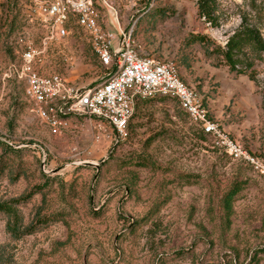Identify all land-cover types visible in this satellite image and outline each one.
Listing matches in <instances>:
<instances>
[{"label":"rangeland","instance_id":"obj_1","mask_svg":"<svg viewBox=\"0 0 264 264\" xmlns=\"http://www.w3.org/2000/svg\"><path fill=\"white\" fill-rule=\"evenodd\" d=\"M115 2L141 52L175 63L220 127L264 161V53L246 48L238 73L219 50L244 23L264 38V0ZM28 8L0 0V202L20 199L17 235L0 212V264H264V175L218 148L176 99L138 103L121 137L88 116L57 132L38 119L4 76L22 34H36ZM50 66L78 88L110 72L78 34Z\"/></svg>","mask_w":264,"mask_h":264},{"label":"built area","instance_id":"obj_2","mask_svg":"<svg viewBox=\"0 0 264 264\" xmlns=\"http://www.w3.org/2000/svg\"><path fill=\"white\" fill-rule=\"evenodd\" d=\"M27 18L36 34H22L18 58L4 76L22 84L32 112L54 132L74 117L88 116L125 136L138 103L172 98L218 148L264 175V161L220 127L197 91L183 81L176 64L141 52L133 26L127 30L121 25L115 0H29ZM74 34L85 38L110 70L91 87L70 85L50 66L55 49Z\"/></svg>","mask_w":264,"mask_h":264},{"label":"trees","instance_id":"obj_3","mask_svg":"<svg viewBox=\"0 0 264 264\" xmlns=\"http://www.w3.org/2000/svg\"><path fill=\"white\" fill-rule=\"evenodd\" d=\"M200 13L203 16L209 17L208 13L204 9V5H200ZM209 20H212L209 17ZM205 35H192V40H206ZM249 48L253 51L254 54L260 56L261 53H264V38L262 34L254 27L249 25L241 24L239 29L232 34L225 43V49L221 50L226 64L230 67L231 70L238 73L243 72L244 69H238V66L242 60L240 59L241 54H245V49ZM247 62V61H246ZM251 67V63H247L246 68ZM264 101V96H263ZM237 193V189H232L227 192L225 195V203L227 208L230 206V199ZM20 199H11L4 202H0V212L5 213L8 216L7 228L12 234L19 233V212L15 206ZM19 236V235H18Z\"/></svg>","mask_w":264,"mask_h":264}]
</instances>
